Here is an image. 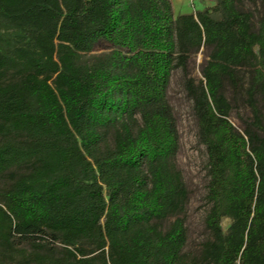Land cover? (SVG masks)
Wrapping results in <instances>:
<instances>
[{"label": "trees", "instance_id": "obj_1", "mask_svg": "<svg viewBox=\"0 0 264 264\" xmlns=\"http://www.w3.org/2000/svg\"><path fill=\"white\" fill-rule=\"evenodd\" d=\"M214 1L0 0V264H264V0ZM176 71L206 149L195 251Z\"/></svg>", "mask_w": 264, "mask_h": 264}, {"label": "rangeland", "instance_id": "obj_2", "mask_svg": "<svg viewBox=\"0 0 264 264\" xmlns=\"http://www.w3.org/2000/svg\"><path fill=\"white\" fill-rule=\"evenodd\" d=\"M245 1L248 7L255 10L257 18L260 14L259 6L254 5L251 0ZM172 2L176 14L196 12L198 9H203L206 6L212 7L215 4L214 0H172ZM106 47V44H100L95 51H102ZM206 53V49H202L191 57L190 73L197 79L202 77L201 67L206 58ZM169 99L177 115L181 138L178 164L190 189V202L186 211L189 232L188 248L195 251L206 236L204 227V216L207 208L205 200L207 183L206 149L198 140V128L192 110V102L184 90L180 71L174 72L172 77L169 86ZM241 111H245L243 107ZM232 119L236 124L240 123L235 114H233ZM229 223V218H223L222 225L225 230Z\"/></svg>", "mask_w": 264, "mask_h": 264}]
</instances>
